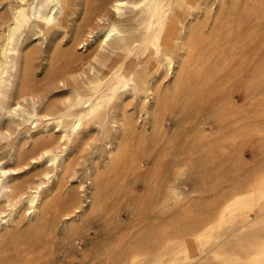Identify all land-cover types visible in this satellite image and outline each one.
<instances>
[{
    "label": "rangeland",
    "instance_id": "rangeland-1",
    "mask_svg": "<svg viewBox=\"0 0 264 264\" xmlns=\"http://www.w3.org/2000/svg\"><path fill=\"white\" fill-rule=\"evenodd\" d=\"M74 1L72 16L62 18L46 39L38 34L37 41L30 34L21 43L22 51L33 56L28 87L44 94L46 104L62 105L83 92L80 66L100 44L95 34L84 35L83 42L74 39L107 0ZM16 2L0 0V60ZM198 21L206 23L202 42H179L173 68L158 57L150 60L157 92L144 100L127 91L109 104L104 128L90 124L79 130L65 157L73 170L51 178L36 214L29 213L25 202L11 209L2 200L0 264H123L122 255L152 227L171 231L166 262L177 258L176 264H184L179 252L183 246L192 250L189 264H224V257L238 252L243 263L252 257L264 242V199L246 228L229 221L222 208L264 170V0H205ZM98 25L94 19L95 32ZM15 101L0 97V164L7 167L18 165L19 151L44 146L47 139L55 145L59 135L49 117L35 127L12 116L8 110ZM121 116L130 118L128 129L114 122ZM110 142L120 143L116 159L108 156ZM50 163H31L10 177L15 183L34 184L52 169ZM89 168L103 176L98 203ZM70 208L77 211L66 218L62 214ZM223 214L227 220L220 225ZM210 227L215 230L208 240ZM154 258L153 253L146 255L143 264H157Z\"/></svg>",
    "mask_w": 264,
    "mask_h": 264
},
{
    "label": "bare ground",
    "instance_id": "bare-ground-1",
    "mask_svg": "<svg viewBox=\"0 0 264 264\" xmlns=\"http://www.w3.org/2000/svg\"><path fill=\"white\" fill-rule=\"evenodd\" d=\"M16 1L7 24L5 44L2 49V59L0 60V97L16 100L14 106L8 111L22 122H30L37 127L43 118L49 117L53 119L59 135L55 145H52V139H47L44 141V146L42 143H37L29 151H19L17 157L18 165L16 164L15 167H7L4 164H0V204L5 199L7 205L13 209L18 203L25 202L29 213L36 214L39 211L42 191L51 178H59L60 175L68 176L73 170V167L66 161L65 157L68 147H70L69 145L74 142L75 136L80 132L79 130L90 124H99L104 128L110 117L108 114L109 104L117 96L127 91L132 92L135 96H141L144 100L150 94L157 92V88L153 84L154 76L150 70L151 59L158 57L160 62L171 69L180 55L178 51L181 48V44L179 42H189L190 44L202 42L206 23L198 21V13L205 0L105 1L103 8L99 10L94 18L99 24L98 30L95 32L92 27L94 19H89L84 25L79 26L80 28L75 34V42H83L86 34H95L100 36V44L92 59L82 63V65L80 64L79 75L85 78V80L83 79V92H77L73 99L64 102L62 105L57 102L46 104L44 94L35 93L28 87L34 74L33 56L29 51H22L21 43L26 41L30 34L36 35L37 41H41L38 34H42L43 38L46 39L49 32L61 23L62 18L64 19L70 15L73 7L75 9L76 6H73L75 1ZM128 9L131 15L127 14ZM145 59L149 62H145ZM74 108H77L76 111H73ZM144 112H148L147 108H145ZM114 122L119 124L120 127L128 129L131 120L121 116L119 118L115 117ZM107 152L109 158H118L121 154L120 143L117 145L110 142ZM42 160L51 162L50 164L53 167L50 171L44 173L43 178H38L34 184L15 183L11 179L10 176L13 173L28 167L31 163ZM88 178H90V184L95 187L94 202L98 203L102 196L103 176L99 173L94 174L92 168H89ZM247 182L246 188L235 191L228 202L226 201L227 203L223 205L225 206L224 209L222 208V211L228 212L229 221L241 222L244 227L256 217L257 212L261 208V200L264 199V170ZM76 211L70 208L62 215L70 218ZM223 216L224 214L220 225L227 220ZM209 218L211 219V217ZM205 219L208 220V218ZM5 222H8V220L6 219ZM194 225L197 226L196 222ZM252 229H255V227ZM214 230L215 227L206 228L205 238L208 237V240L212 238ZM170 232L168 227L164 229L153 227L147 229L142 233L143 237L138 244L122 255L123 264H143L146 255L151 253H153L154 259L158 261L157 264H176L178 262L177 258L169 262H166L165 259L173 245V238ZM195 232L193 231V233ZM197 241H199V244L201 243L200 240ZM0 243H3L1 230ZM210 243L208 241L207 245ZM191 245L192 243H190ZM191 248L193 247L191 246ZM210 248L213 250L212 246L210 247L209 245ZM191 251L188 246H183L180 249L179 252L183 255L184 264H189L188 259L193 257L191 256L192 254L190 255ZM209 251L211 252V250ZM251 255V258L247 256L249 259L244 263L242 260L244 255L242 256L239 252L236 255L234 254V258L224 257V261L228 264H264V242L258 244ZM204 256L201 260H204ZM219 258H223V255L218 254ZM194 259L196 260V257ZM201 260L199 259V261ZM191 263L194 262L191 261Z\"/></svg>",
    "mask_w": 264,
    "mask_h": 264
}]
</instances>
